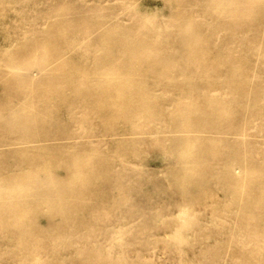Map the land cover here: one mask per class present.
<instances>
[{
	"label": "rangeland",
	"instance_id": "rangeland-1",
	"mask_svg": "<svg viewBox=\"0 0 264 264\" xmlns=\"http://www.w3.org/2000/svg\"><path fill=\"white\" fill-rule=\"evenodd\" d=\"M0 264H264V0H0Z\"/></svg>",
	"mask_w": 264,
	"mask_h": 264
}]
</instances>
